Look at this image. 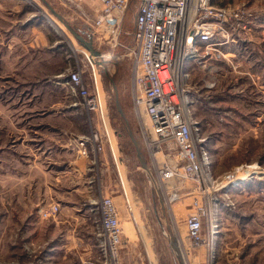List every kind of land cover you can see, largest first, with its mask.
<instances>
[{"label": "rangeland", "instance_id": "1", "mask_svg": "<svg viewBox=\"0 0 264 264\" xmlns=\"http://www.w3.org/2000/svg\"><path fill=\"white\" fill-rule=\"evenodd\" d=\"M92 2L0 0V264H113L106 197L120 214L119 264H264V0H214L247 25L200 44L182 68L189 175L180 148L160 145L135 107L138 0L115 41L81 31L100 13ZM87 54L113 57L97 68L106 121L71 82L81 73L95 95ZM199 217L194 242L188 223Z\"/></svg>", "mask_w": 264, "mask_h": 264}, {"label": "built area", "instance_id": "2", "mask_svg": "<svg viewBox=\"0 0 264 264\" xmlns=\"http://www.w3.org/2000/svg\"><path fill=\"white\" fill-rule=\"evenodd\" d=\"M99 1L100 13L89 26L96 34L102 33L107 40L115 41L133 0ZM242 13L231 7L216 6L214 0H138L134 18V50L131 52L135 60V107L138 114L145 113L151 120V134L156 136L160 145L172 141L180 148V155L187 159L180 169L185 175L197 170V152L183 97L185 88L182 81L188 73L182 68L190 56L198 52L200 44L208 48L218 44V37L227 38V27L241 21ZM243 20L241 22L247 25L246 18ZM71 82L81 89L88 106L95 109L99 103L102 107L97 85L95 95L88 98L81 73L71 74ZM198 212L202 216V208ZM102 214L110 251L116 256L113 264H119L116 246L120 242L122 228L119 209L111 198H104ZM201 229V217L188 223V234L194 242L201 239Z\"/></svg>", "mask_w": 264, "mask_h": 264}, {"label": "bare ground", "instance_id": "3", "mask_svg": "<svg viewBox=\"0 0 264 264\" xmlns=\"http://www.w3.org/2000/svg\"><path fill=\"white\" fill-rule=\"evenodd\" d=\"M87 56H88V58H89V61H90V63H91V65H92V67H93V69H94V71L95 72H98V65H99V62H100V59H97V57H99V56H90V55H88L87 54ZM100 56H102V55H100ZM104 56V55H103ZM112 55H106V58H104L102 61L103 62H101L100 64H102L101 66H103L104 64H106V63H108V62H111L112 60H113V57H111ZM94 76H95V85H97V88H98V94H99V97H100V104L103 106L104 104H103V101H102V77L99 75V74H97V73H95L94 74ZM102 109H103V114H104V117H105V121L107 120L106 118V114H105V111H104V107H102Z\"/></svg>", "mask_w": 264, "mask_h": 264}, {"label": "water", "instance_id": "4", "mask_svg": "<svg viewBox=\"0 0 264 264\" xmlns=\"http://www.w3.org/2000/svg\"><path fill=\"white\" fill-rule=\"evenodd\" d=\"M76 36H78V35H76ZM78 38H79V36H78ZM79 39H80V38H79ZM84 43H85L87 49H89V50L91 51V53H93V54H95V55H98V52L94 49L93 39H92V37H90L88 41L85 40ZM117 105H118V107H119V110H120L121 113L123 114V110H122L121 107H120V102H119V100L117 101ZM131 137H132V139L134 140L135 144H137L136 141H135L134 136L131 135Z\"/></svg>", "mask_w": 264, "mask_h": 264}, {"label": "crops", "instance_id": "5", "mask_svg": "<svg viewBox=\"0 0 264 264\" xmlns=\"http://www.w3.org/2000/svg\"><path fill=\"white\" fill-rule=\"evenodd\" d=\"M91 1H93L92 3H94L95 5H99L100 3V1L99 0H91ZM100 9V8H99ZM56 11H54V13H55ZM56 15H57V17L59 18V19H61L62 18V16H61V14H59L58 12H56L55 13ZM82 32H94V30L90 27H86V30H81ZM89 38L90 37H88V40H89ZM94 209V208H93Z\"/></svg>", "mask_w": 264, "mask_h": 264}]
</instances>
